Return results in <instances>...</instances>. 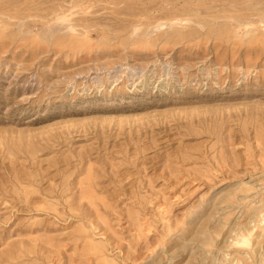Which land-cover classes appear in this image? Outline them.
I'll list each match as a JSON object with an SVG mask.
<instances>
[{"label":"rangeland","instance_id":"374dc122","mask_svg":"<svg viewBox=\"0 0 264 264\" xmlns=\"http://www.w3.org/2000/svg\"><path fill=\"white\" fill-rule=\"evenodd\" d=\"M0 264H264V0H0Z\"/></svg>","mask_w":264,"mask_h":264}]
</instances>
